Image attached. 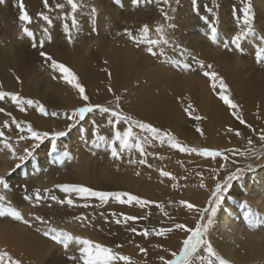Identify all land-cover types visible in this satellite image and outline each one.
<instances>
[{"label": "rangeland", "instance_id": "obj_1", "mask_svg": "<svg viewBox=\"0 0 264 264\" xmlns=\"http://www.w3.org/2000/svg\"><path fill=\"white\" fill-rule=\"evenodd\" d=\"M85 1L83 0V9H86V2L92 0ZM105 1L99 0L97 2L99 9L101 6L104 7L102 8L103 11L99 13L96 10L97 17L91 16L93 19L89 17V9L87 8L88 16L85 20L86 23L84 22L86 25L80 24L82 20L77 17L78 25L72 27V15L66 17L68 20L70 18L68 25L70 28L68 27L67 33L64 32L63 40L59 37V43L52 50L49 46L41 51L63 63L76 74L79 83L83 85L86 95L89 97L87 103L109 107L132 117L133 121L148 123L161 129L162 132H170L182 146L189 149H208L219 151L222 155L213 158L201 156L198 152H182L172 148L166 140L162 143L150 138L144 144L145 154L143 156L133 148L122 153L120 159H114L111 156L108 143L99 142V136H104L105 141L111 142L114 131L123 132L130 126L134 133H137L141 138L148 134L141 132L135 125L123 121L117 124L115 129H112L108 121L114 120V118L111 117L110 113H100L98 109L86 114L85 119L79 123L68 120L67 117L72 114L73 110L84 106L86 102L80 99L75 90L77 93L74 97L76 106H64V94L72 87L60 78V73L53 72L49 66L50 61H46L40 56V69L38 68L37 72L31 74L27 80L32 81L33 76L38 74L42 80L40 83L42 89L48 88V85L50 88L47 89L48 91L45 89L50 96L47 97L46 104L38 98L32 99L39 101L47 112V115L41 113L39 115L41 119H48L47 121H49L42 126L43 131L41 132L51 134L54 131H64L69 123H73L74 127L68 131L65 137L58 139L60 152L54 154L56 156L55 161L47 155L50 147L49 139L36 151L35 162L30 159L25 166L15 169L18 161L10 159V154H7L8 159L16 162L13 167L2 170L5 166L4 153L6 150H3L2 145H0V175L7 176L9 184L7 190L0 188V195H3L11 206L17 208L24 218L23 221H16L10 217H0V249L7 251L21 264H76L74 260L68 259V256H78V247L75 244H70L66 251L62 245L56 244L44 235L49 227L112 247L114 251L128 255L135 261V264H161L160 257L170 258V251L177 250L185 237L182 231L175 229V225L179 223L194 226L198 219L196 212L189 211L180 202H190L198 207L207 206V200L211 190L215 187V181L217 179L222 180L229 173L235 172L237 168L244 169L243 175L238 180L233 181V187L229 193L232 200L226 201L223 210L218 213V223L221 214L227 212L228 207H231L236 209L239 214L237 221L249 224L247 218L243 216L244 209L237 207V201L247 202L257 214L256 220H262L250 202L251 192L249 191L254 188L256 179L264 178V141L260 140V135L264 133V118L259 121L257 112L248 110L245 112L242 105L245 99L250 100L251 96H255V89L258 90L253 100H258L262 96V89L264 92V84L261 88H257V85L264 83V62L258 63L255 59V50L264 44L252 42L255 38H258L259 41V36L264 35V4L261 0H197L194 5L192 0H179V4L176 3V0H172L171 7L175 9V12L169 11L168 13L175 17L174 23L176 25L174 30L168 32V38L177 41L188 51L190 50L191 56L203 61L205 65L211 64L212 70L218 73L225 83L227 82L228 90L231 91L230 97L232 96L231 99L239 106V115L246 122L242 125L231 114V110L219 100L216 92L211 90L210 82L199 71L191 56L181 55L173 49L171 44L163 46L165 56H154L146 51L147 45L137 44L125 34L127 29L134 36L139 37V28L146 24L149 28L151 27L150 35L152 38H156L154 29L158 24L164 23V20L159 11L160 6L155 3V0L152 3H144L142 0L135 7L131 5L130 0ZM5 2L6 0H1V4H5ZM249 3L252 8L250 14L253 17L255 33L246 36L241 41L242 52L235 50L233 45H230L232 50L229 51L224 48V43L230 41L231 37L240 31L242 25L243 12L238 11V9H242L245 4ZM151 8L154 10L152 11ZM208 8L213 9V12L208 13ZM82 13L86 14L85 11ZM154 16H157L156 19ZM200 16H208L211 24L201 21ZM136 17L140 18L137 19ZM109 19L114 21V26L112 25L113 36H108L109 33L107 32L106 24H109ZM59 22L66 21L62 17ZM31 23L34 24L35 22ZM0 24L2 26L8 25L2 19ZM9 24L12 25L11 20ZM83 24L86 32L80 30L81 25L84 27ZM16 26H20L21 29V27H30V24L22 25L19 23ZM211 26L216 28L214 40L210 39L212 36ZM231 28L233 29L231 30ZM74 30L76 31L74 32ZM82 31L85 37L80 35ZM16 34L19 36L23 33L19 30ZM69 37L72 38L71 41H69ZM98 37H101L103 42H100ZM65 41L70 44V47L67 48L65 47L66 44L63 45ZM199 43L202 46L196 45ZM67 49L72 50V52ZM87 49H89L88 52H86ZM53 50L55 51L51 52ZM176 60H179L180 64H191L192 61L197 67L193 66L192 63L191 69H196V72L191 69L184 70L176 64ZM223 60L222 63L227 68L221 63ZM95 62L99 63V66L102 63V66L95 65ZM92 63L93 65H91ZM96 66L101 73H109L118 68L123 73H127V75L121 76V78L126 76L122 87L118 89L114 87L115 89L105 91L106 94L101 96L99 93L102 92L91 86L94 80L96 82L98 80ZM242 66L244 69L241 68ZM224 70L227 72L225 73ZM53 75L57 79H53ZM224 75L229 76V81L225 79ZM237 76L239 78H235ZM57 83H61L65 87L59 86L61 90L54 91V88L51 89V85ZM20 86L19 89H22V85ZM204 87L207 89L205 90ZM19 92L16 91L15 93L18 94ZM59 92L61 93L59 94ZM141 95H143L142 99ZM116 97H120L118 102ZM128 97L129 100H126ZM24 98L31 99L28 96H24ZM188 105L192 106L193 115L201 117L199 121L185 112L184 109ZM25 107L27 108L23 111L25 118H29V109L33 112L37 111L35 105L32 107L25 105ZM52 113H56V115H52ZM222 114L228 115V117H224L225 115ZM75 119L78 120V117ZM222 119H225L224 122L227 123L221 122ZM219 120L220 122H217ZM228 120L231 122L228 123ZM28 122L24 123L27 125L30 123ZM197 126L201 132L196 131ZM229 128H232L233 131L229 132ZM237 131L240 135H236ZM16 132H18L16 128L4 132L3 139L11 143L14 148L19 145L23 149L29 147L32 141L19 140L18 137L21 134ZM27 135L28 133L25 132V136ZM249 140L252 141L251 144H249ZM98 142L100 146L96 147ZM114 146L118 148V141L115 142ZM64 150L68 151L71 159L62 157L61 153ZM224 156H227L228 159H224ZM140 159H144L145 163L140 164ZM130 160L136 162L130 163ZM221 165L224 167L222 168ZM249 168L251 170H248ZM161 170L168 171L175 179L161 176ZM202 182L205 185L204 188L200 187ZM63 184L81 185L101 192L129 193L150 203L143 207L135 201L131 204H121L111 197L106 202H102L98 197H80L75 193H65L57 187V185ZM36 189H39L41 193L39 201L36 200ZM45 189H48V192H45ZM26 195L31 196L32 199L25 200ZM51 196H55L57 200H52ZM65 199H72L73 204L69 206L67 203L57 202ZM123 199H127V197H123ZM158 205H162V207H158ZM2 206L0 205V207ZM126 216H132L136 219L125 220ZM36 217H41L49 223L44 224ZM218 223L210 231V239L215 250L218 252V248L226 241V243L234 245V251L241 258L249 260L251 250L256 246V242L251 239V236L257 228L263 226V223H256L254 228L247 230L246 232L249 233L246 238L238 237L234 240L226 239L224 241ZM162 228H171L173 231L164 236L155 235V231ZM145 231L149 235L141 234ZM13 237L16 239L13 240ZM117 245L120 247H116ZM140 248L145 249L146 254L141 253ZM248 264L263 263L257 261Z\"/></svg>", "mask_w": 264, "mask_h": 264}, {"label": "snow or ice", "instance_id": "obj_2", "mask_svg": "<svg viewBox=\"0 0 264 264\" xmlns=\"http://www.w3.org/2000/svg\"><path fill=\"white\" fill-rule=\"evenodd\" d=\"M141 2L142 0H130L131 5L134 7L138 6ZM143 2L152 3L153 0H143ZM43 3L45 8L49 7V0H43ZM155 3L160 6L159 11L164 20V23L158 24L154 29L156 38H152V36L150 35V28L148 25H143L139 29V37L134 36L133 33L128 31L127 29L125 30V34L130 40H133L137 44L147 45L146 51L151 55L165 56L163 46H168L169 44H171L173 46V49L181 55L191 56V53L182 45L168 38V32L170 30H174L176 27L174 23L175 17L168 14L169 11L175 12V9L171 7L172 0H155ZM176 3L179 4V0H176ZM192 3L195 5L197 3V0H192ZM66 4L70 7V13L72 15V27H76L78 25L76 14L84 8L83 0H66ZM17 6L19 9L18 20L22 25L30 24L31 17L25 9L23 0H19ZM55 7L64 8L65 5L58 2L56 3ZM251 10L252 8L250 3L245 4L242 9H238V11L243 12L242 25L240 31L233 35L230 41L224 43L225 49L231 51L232 49L230 48V45H233L235 46V50L239 52L243 51L241 41L244 40L246 36L255 33L253 17L250 14ZM207 12L212 13L213 9L208 8ZM95 14L96 9L94 7L89 8V17ZM40 15L44 20H48L49 23H51L48 16L43 15L42 13ZM200 20L204 21L206 24H211L208 16H200ZM20 31L25 37L33 36V33L29 30L28 27H21ZM210 31L212 33L210 39L214 40L216 37V28L214 26H211ZM69 41H71V37H69ZM259 42L261 44H264V35L259 36ZM40 46L43 47V41H41ZM40 56L43 57L46 61H50L49 66L53 70V72L60 73V78L66 84L75 89L80 99L86 102L84 106L75 108L72 114L67 117L68 120L79 123L80 121H83L85 119L86 114L92 113L94 110L98 109L100 113H110L111 117L114 118V120L108 121L112 129H115L117 124L123 121L129 123L130 125H135L140 129L141 132L148 134L141 138L137 133H134L133 128L130 126L123 130V132L114 131L111 142L105 141L104 136H99V142L108 143L111 151V156L114 159H120L122 153L133 148H135L141 154V156H143L145 154L144 144L147 143L150 138L152 140H159L162 143L166 140L172 148L179 149L182 152H198V154L201 156H210L213 158L222 155V153L219 151L208 149L198 150L195 148L189 149L182 146L170 132H162L161 129L154 127L148 123L133 121L132 117L126 116L119 111L110 109L109 107L87 103L89 97L86 95V90L83 85L79 83L76 74L73 73L63 63L58 62L44 51L40 52ZM191 59L198 66V69L202 73V75L210 82V88L216 92L219 100L222 101L229 110H231V114L239 121V123L244 125L246 122L243 118L240 117L239 106L231 99L228 85L225 83L224 79L219 76L218 73L212 70L211 64L205 65L203 61L196 59L195 56H191ZM255 59L258 63L264 62V46L257 47V49L255 50ZM176 64L182 67L184 70L191 69V64L189 63L180 64V61L176 60ZM191 70L195 71L196 69ZM52 78L57 79L55 75H53ZM109 91H111V88L109 89ZM5 98H9L17 107L20 108L21 111H24L25 105L28 107H32L33 105H35L36 109L41 114L47 115L45 107L40 104L39 101L25 99L12 92L0 91V100H4ZM119 99L120 97H116L117 102L119 101ZM118 106L119 105L117 103V107ZM184 110L190 116H193V119L197 121L201 119L200 116L193 115L191 105H188V107ZM0 112H4V109L0 108ZM52 115H56V113H52ZM77 117L78 120L75 119ZM12 123L16 124V127L20 129L21 132L26 131L28 133L27 136L20 135L18 137L19 140L32 141L29 147L23 149V154H18L13 145L7 140L3 139L4 134L0 132V145H2L3 150H6L10 154V159L18 161V163L15 165V169H20L21 167L25 166L26 162L30 159L35 162L36 151L45 141L49 139L50 147L48 148L47 155L52 157L53 161H55L56 156L54 154L60 152L57 143L58 139L65 137L68 134V131H70L74 127L73 123H69L66 130L54 131L50 134L49 132L34 130L31 124L22 126L15 120H12ZM7 124L8 122L6 121L4 126L7 127ZM196 131L201 132V129L197 126ZM228 131L231 132L233 131V129L229 128ZM236 135H240V133L237 131ZM260 140L264 141V133L260 135ZM117 141L118 148L114 146L115 142ZM99 142L96 144V147L100 146ZM251 143L252 141L249 140V144ZM61 155L64 158L71 159V156L67 150H64ZM224 159H228V157L224 156ZM135 162L136 161L134 160H130V163ZM139 163L144 164L145 160L140 159ZM221 167L223 168L224 166L221 165ZM248 170H251V168H249ZM243 172L244 169L237 168L235 172L229 173L222 180L217 179L215 181V187L211 190L209 199L207 200V206L205 207H198L186 201L180 202L189 211L196 212L198 214V219L196 220L194 226H187L185 224L179 223L175 225V229L182 231L185 234V237L182 239L181 245L177 250L170 251V258H166L164 256L160 257L161 264H230L227 259L223 258L215 250L210 239V231L218 223V213L223 210L226 201L232 200V197L229 193L230 189L233 187V181L238 180L243 175ZM160 175L175 179L168 171L161 170ZM57 187L65 193H75L80 197H98L102 202H106L111 197L121 204H131L133 201H135L137 204L143 207L144 205L150 203L149 201L142 200L137 196L124 192H101L76 184H63L57 185ZM200 187H205L203 182L200 184ZM0 188L4 190H7L9 188L7 176L0 175ZM44 191L48 192V189H45ZM35 196L37 201L41 199V193L39 189L35 190ZM123 197H127V199H123ZM50 198L52 200H57L55 196H51ZM24 199L30 200L32 199V197L26 195ZM57 202L61 204L67 203L69 206L73 204L72 199L59 200ZM0 205H3L2 207H0V217H10L16 221L24 220L21 212L17 208L11 206L10 202H7L6 198L3 195H0ZM236 205L238 208L244 209L243 216L247 218L249 227L254 228L256 226V223H264V219L260 221L256 220L257 214L253 211V209L248 205L247 202L237 201ZM158 207H162V205H158ZM36 219L40 220L44 224L49 223L48 221L43 220L41 217H36ZM124 219L133 220L136 218L132 216H126ZM24 222L27 223V221ZM117 223H119V221H117ZM132 231H135V229H132ZM171 231H173V229L171 228H162L158 231H155V235L164 236L166 233H169ZM141 234L144 236L149 235L147 231ZM44 235L54 241L56 244L62 245L66 251L69 249L70 244H75L78 247V256H68V259L74 260L76 264H121V262H123V264H135V261H133L128 255H124L120 252L114 251L112 247L93 242L90 239L82 238L80 236H73L72 234L63 230L49 227L48 230L44 232ZM116 247H120V245H117ZM140 252L146 254L145 249L143 248H140ZM0 264H21V262L18 259H14L7 251L0 249Z\"/></svg>", "mask_w": 264, "mask_h": 264}, {"label": "bare ground", "instance_id": "obj_3", "mask_svg": "<svg viewBox=\"0 0 264 264\" xmlns=\"http://www.w3.org/2000/svg\"><path fill=\"white\" fill-rule=\"evenodd\" d=\"M87 1V0H86ZM85 1V2H86ZM99 0H92V1H87L86 2V9H82V12H86V14L81 13H77V17L81 18V23H86V19H87V14H88V9L94 7L97 12L99 13L100 11H103L101 5V8L99 9V6L97 5V2ZM105 1V0H104ZM4 2V1H3ZM19 0H6L5 4H1V0H0V20H4L8 25L6 26H2L0 24V91H6V92H12L15 93L16 91L19 92L18 95L23 97L24 96H28L31 97V99L33 98H38L39 100H42L45 104L46 101L48 100L47 97H50L46 90L50 89L49 85L47 86L48 88L42 89L41 87V78L40 75H36L33 76V80L32 81H28L31 74L33 75L34 72H37L38 68L40 69V55L38 56V54H40V51L45 48V47H49L51 48V50L53 49V47H55L58 43L60 38H62L63 40V36L64 32H66V28L67 30L70 28L69 23H70V18L69 20L66 17L70 16V7L67 6L66 4V0H49V7L45 8L44 7V3L43 0H23L24 6L26 11L28 12L29 16L31 17V22H35L30 23V27H28L31 32L33 33L32 37H25L23 34L19 35L16 34L17 31L20 30V26H16V24L21 23L18 20V16H19V9H18V4ZM61 3L64 4L65 7L64 8H56L55 5L56 3ZM106 2V1H105ZM261 2L264 4V0H261ZM184 3V2H183ZM108 4V3H107ZM106 4V5H107ZM186 4V3H185ZM105 5V7H107ZM109 5V4H108ZM150 5V4H149ZM96 6V7H95ZM110 6V5H109ZM111 7V6H110ZM88 8V9H87ZM58 9V10H56ZM107 9V8H105ZM112 9V8H111ZM146 9V8H145ZM152 11L154 10L153 8H151ZM110 10V9H109ZM149 10V9H148ZM116 11V10H115ZM130 11V10H129ZM135 11V9H134ZM140 11V10H138ZM151 11V12H152ZM124 12V11H123ZM133 12V11H132ZM46 15L49 17V20L51 21V23H49L48 20H44L42 18V16L40 14ZM155 13V12H154ZM101 14V13H100ZM147 14V13H145ZM159 14V13H158ZM64 15V16H63ZM68 15V16H67ZM105 15V13H104ZM115 16V14H112ZM130 15V14H129ZM109 16V15H108ZM119 16V15H118ZM136 16V14H135ZM138 16V15H137ZM159 16V15H158ZM63 17V20L66 22H59V20H61V18ZM95 17H97V15L95 14ZM148 17V16H147ZM155 19L157 16H154ZM10 18V19H9ZM93 19V17H90ZM137 19H139L138 17H136ZM99 19V18H98ZM97 19V20H98ZM112 19V18H111ZM142 19V18H141ZM151 19V17H150ZM12 22V25L10 26L9 22ZM58 22H57V21ZM139 21V20H138ZM57 22V23H56ZM91 22V21H90ZM99 22V21H98ZM102 22V21H101ZM114 21H111L109 19V24L107 25V32L109 33L108 36H113L114 33H112V25L114 26ZM151 22V21H150ZM84 23V24H85ZM96 23V22H95ZM103 23V22H102ZM101 23V24H102ZM141 23V22H140ZM79 24V25H80ZM83 24V25H84ZM97 24V23H96ZM100 24V25H101ZM234 24H236L234 22ZM86 25V24H85ZM85 25L84 27L81 25V27H83V29L80 30H85ZM99 25V28L101 27ZM146 25V24H144ZM233 25V24H232ZM116 26V25H115ZM15 27H18V29H15ZM69 27V28H68ZM79 27V26H78ZM98 28V29H99ZM151 28V27H150ZM236 28V27H235ZM234 28V29H235ZM97 29V30H98ZM102 29V28H101ZM100 29V30H101ZM140 29V28H139ZM233 28H231L232 30ZM73 28L70 30V33L72 32ZM105 30V29H103ZM117 30V28H116ZM230 30V29H229ZM76 30H74L75 32ZM151 31V30H150ZM73 32V33H74ZM78 32V31H77ZM103 32V31H102ZM101 32V33H102ZM67 33V32H66ZM82 36L83 35V31L81 32ZM100 33V34H101ZM92 34V32H91ZM94 34V33H93ZM95 35V34H94ZM69 36V35H68ZM67 36V37H68ZM71 36V34H70ZM89 36V35H88ZM50 37V39H49ZM60 37V38H59ZM77 37V36H74ZM73 37V38H74ZM85 37V36H84ZM97 37V36H96ZM100 42H103V39L101 37H98ZM72 39V38H71ZM75 39V38H74ZM88 39V37H87ZM190 39V38H189ZM66 40V39H65ZM86 40V39H85ZM84 40V42H85ZM94 40V39H93ZM41 41H43V47L40 46ZM75 41V40H73ZM72 41V42H73ZM89 41V40H88ZM87 41V42H88ZM107 41V40H106ZM125 41V40H124ZM181 41V40H180ZM179 41V42H180ZM83 42V41H81ZM80 42V43H81ZM86 42V43H87ZM96 42V41H95ZM109 42V41H107ZM177 42V41H176ZM252 42H259L258 38H255L252 40ZM92 43V42H91ZM98 43V42H97ZM65 47H70L66 41L63 45H65ZM110 44V43H109ZM108 44V47H109ZM182 44V43H181ZM195 44V43H194ZM47 45V46H46ZM62 45V42H61ZM84 45V44H83ZM82 45V46H83ZM87 45V44H86ZM85 45V46H86ZM99 45V44H98ZM97 45V47H98ZM187 45V44H186ZM197 46L201 45V43L196 44ZM72 46V44H71ZM76 46V45H74ZM127 46V45H126ZM202 46V45H201ZM84 47V46H83ZM100 47V45H99ZM107 47V46H106ZM193 47V46H191ZM61 48V47H60ZM88 48V47H87ZM104 48V47H103ZM115 48V47H114ZM114 48H112L114 50ZM202 48V47H201ZM79 49V48H78ZM107 49V48H106ZM122 49V48H121ZM140 49V48H139ZM68 50V49H67ZM66 50V51H67ZM89 49H87L86 52H88ZM136 50V48H135ZM55 50L51 51L54 52ZM69 51V50H68ZM83 51V50H82ZM107 51V50H105ZM141 51V49H140ZM190 51V50H189ZM50 52V53H51ZM61 52V51H59ZM69 52H72L69 51ZM85 52V53H86ZM49 53V50H48ZM57 53V52H56ZM67 53V52H66ZM128 53V52H127ZM118 54V53H117ZM54 55V54H53ZM207 55V53H206ZM64 56V55H63ZM76 56V55H75ZM119 56V55H118ZM204 56V55H203ZM228 56V55H226ZM113 57V56H112ZM133 57V56H132ZM186 57V56H185ZM57 58V56H56ZM62 58V57H61ZM75 58V57H74ZM116 58V57H115ZM131 58V57H130ZM136 58V57H135ZM206 59V56L204 57ZM211 58V56H210ZM229 58V57H228ZM72 59V57H71ZM127 59V58H125ZM134 59V58H133ZM204 59V60H205ZM215 59V58H214ZM227 59V58H226ZM230 59V58H229ZM65 60V59H64ZM208 59H206L207 61ZM220 60V59H219ZM73 61V60H72ZM227 61V60H226ZM248 61V60H247ZM97 62V61H96ZM95 62V63H96ZM100 62V60H99ZM224 62L221 61V63ZM129 63V62H128ZM191 64L193 63L192 61L190 62ZM209 63V62H207ZM89 64V63H88ZM99 66V63H96L95 65ZM102 64V63H101ZM100 64V66H102ZM114 64V63H113ZM130 64V63H129ZM183 64V63H182ZM223 64V63H222ZM93 65V63L91 64ZM138 65V64H137ZM224 65V64H223ZM222 65V66H223ZM232 65V64H231ZM99 66V67H100ZM126 66V65H124ZM193 66L194 63H193ZM240 66V65H239ZM244 66V65H243ZM243 66L241 68H243ZM246 66V64H245ZM248 66V64H247ZM94 67V66H92ZM94 70V68H92ZM121 67V66H119ZM136 67V66H135ZM197 67V66H195ZM225 68H227V66L224 65ZM233 67V66H232ZM235 67V66H234ZM249 67V66H248ZM138 68V67H136ZM198 68V67H197ZM46 69V68H45ZM124 69V68H123ZM128 69H130L128 67ZM230 69V68H229ZM244 69V68H243ZM49 70V69H48ZM131 70V69H130ZM227 70V69H226ZM226 70L225 73L227 72ZM234 70V69H233ZM236 71V70H235ZM238 71V70H237ZM245 71V70H244ZM252 71V70H251ZM93 72V71H91ZM96 72L98 74V80L96 82V80L93 81V83H91V86L96 88L97 90L101 91L102 93H99L101 96L105 95V91H109V89H113L114 87L120 88L122 87L123 81L125 80L124 78L126 76H123L124 78H121L122 75H127V73H123L122 71L118 69H113L112 71H110L109 73H101V71L98 69V67L96 66ZM196 72V71H195ZM44 73V72H43ZM42 73V74H43ZM90 73V72H89ZM197 73L199 74V72L197 71ZM234 73V72H233ZM251 73V72H250ZM40 74V73H39ZM195 74V73H194ZM197 74V76H198ZM243 74V73H242ZM56 75V74H55ZM93 76V75H92ZM135 76V75H134ZM196 76V75H195ZM225 79H227L229 81V76L228 75H224ZM241 76V75H240ZM243 76V75H242ZM201 78V77H200ZM235 78H239V76L235 77ZM28 79V80H27ZM43 79V78H42ZM205 81V80H204ZM192 82V80H191ZM197 82V81H196ZM25 83H27L25 85ZM47 83V82H46ZM188 83L190 84V81H188ZM198 83V82H197ZM207 83V82H206ZM227 83V82H226ZM229 83V82H228ZM232 83V82H231ZM188 84V85H189ZM193 84V83H192ZM264 83L257 85V88H261L262 85ZM22 85V89L21 88ZM194 85V84H193ZM192 85V86H193ZM44 86V85H43ZM46 86V85H45ZM59 86L62 88L63 84L61 83H57L56 85H51V89L54 88L55 90H58L61 88H59ZM124 86V85H123ZM127 86V85H126ZM196 86V85H194ZM65 86H63L64 88ZM200 87V85H199ZM229 88V87H228ZM246 88V87H245ZM67 89V88H66ZM95 89V90H96ZM115 89V88H114ZM204 89L206 90L207 88L204 87ZM203 89V90H204ZM210 89V88H209ZM47 90V91H48ZM58 90V91H60ZM144 90V89H143ZM212 90V89H211ZM258 89L254 90L255 96H256V92ZM115 91V90H114ZM140 91V90H139ZM262 91V96L259 97L258 100H253L255 96H251L250 100L245 99L244 103L242 105L243 110L246 112V110L248 111H254L257 112L258 114V118L259 121L263 120L264 118V92L263 89ZM260 91V92H261ZM22 92V93H21ZM62 92V91H61ZM59 92V94L61 93ZM91 92V91H90ZM116 92V91H115ZM231 92V91H230ZM64 93V91H63ZM236 93V92H235ZM17 94V93H15ZM51 94V93H50ZM76 92L75 89L70 88L69 91H67L64 94V106H69V107H73L75 104V100L74 97L76 96ZM133 94V93H132ZM141 94V92H140ZM153 94V93H151ZM129 96V95H128ZM154 96V95H153ZM235 96V95H234ZM143 95H141V99H142ZM53 98V97H52ZM138 98V97H137ZM136 98V99H137ZM232 98V96H231ZM56 99V98H54ZM104 99V98H103ZM150 99V98H149ZM126 100H129V97L126 98ZM132 100V99H131ZM139 100V99H138ZM150 100H154V99H150ZM41 101V102H42ZM51 101V100H50ZM56 101V100H54ZM249 102H251V104H249ZM220 103V102H218ZM61 104V103H59ZM221 104V103H220ZM74 106V107H75ZM50 107V106H49ZM0 108L4 109V112H0V132L4 133L7 131H11L13 130V128H16L18 130V134L21 135H25V132H21L20 129H18L16 127V124L12 123V120H15L16 122L20 123L22 126L26 125L24 122H30L32 124L33 129L35 128L36 131H43V127L46 123H48L49 121H47L48 119H41L40 112L37 110L35 112H33L32 110L30 111V109L28 110L29 113V118H25L23 117L24 113L23 111L20 110L19 107H17L9 98H5L4 100H0ZM55 108V107H54ZM27 110V108L25 107L24 110ZM61 110V109H60ZM10 114V115H9ZM218 114V113H217ZM221 114V113H220ZM219 114V115H220ZM223 115V114H222ZM225 115V114H224ZM223 115V116H224ZM243 115V114H242ZM25 116H27L25 114ZM11 117V118H10ZM220 117V116H219ZM218 117V119H219ZM224 117H228V115L224 116ZM50 118V117H49ZM221 118V117H220ZM223 118V117H222ZM230 118V117H229ZM226 119V118H225ZM225 119H222L221 122ZM228 119V118H227ZM9 120V121H8ZM8 122L7 127H5V122ZM231 122V120H228ZM28 122V123H29ZM217 122H220L217 121ZM226 122V121H225ZM224 122V123H225ZM29 123V124H30ZM227 123V122H226ZM53 124V123H51ZM231 124V123H230ZM47 126V125H46ZM50 126V125H49ZM219 126V125H217ZM14 134V133H13ZM215 136V135H213ZM15 149L17 151L18 154H23V147L21 145L19 146H15ZM5 157H4V163L5 166L2 168V170H6L9 169L11 167H13L15 165L16 161H12L10 159H8L6 157L7 154H9L7 151L4 153ZM18 163V162H17ZM249 192H251V200L250 202L253 204V206L255 207L256 211L260 214L261 218L264 219V178L260 177L258 179H256L255 181V186L254 188H252ZM248 196V195H247ZM249 197V196H248ZM53 209V208H52ZM55 210V209H53ZM57 212L59 211L58 209L56 210ZM62 211V210H61ZM66 211V210H65ZM52 212V211H51ZM55 212V211H54ZM69 212V210H68ZM62 213V212H61ZM60 213V214H61ZM67 213V212H66ZM56 214V213H54ZM64 214V211H63ZM57 215V214H56ZM238 213L236 211V209H232L231 207H228V211L224 212L221 214L220 217V221L218 223V227L220 229V233H221V237L224 240L226 239H236V238H246L249 232H246L247 230L251 229V227L248 226V224L244 223L243 221H237L238 218ZM57 217V216H56ZM58 218V217H57ZM239 220V219H238ZM97 236V235H96ZM13 240H15L16 238L13 237ZM251 239L253 241L256 242V246L254 248H252V252L250 254L251 258L249 260H244L243 258H241L235 251H234V245L230 244V243H226V241L218 248V253L221 254L222 256L225 257V259H227L231 264H248L249 262H257L260 261L264 264V223L263 226L261 228H257L255 230V232H253Z\"/></svg>", "mask_w": 264, "mask_h": 264}]
</instances>
